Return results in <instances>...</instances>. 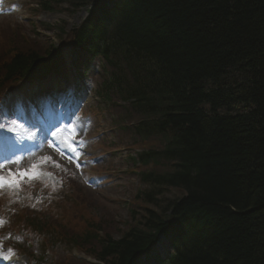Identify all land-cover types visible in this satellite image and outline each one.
I'll use <instances>...</instances> for the list:
<instances>
[{
	"label": "trees",
	"instance_id": "obj_1",
	"mask_svg": "<svg viewBox=\"0 0 264 264\" xmlns=\"http://www.w3.org/2000/svg\"><path fill=\"white\" fill-rule=\"evenodd\" d=\"M61 1L90 6L71 41L104 51L102 100L126 103L129 128L158 141L138 155L131 224L96 238L100 261L136 264L166 234L167 264H264V0L44 6ZM30 49L4 62L3 83L47 73L61 51Z\"/></svg>",
	"mask_w": 264,
	"mask_h": 264
},
{
	"label": "rangeland",
	"instance_id": "obj_2",
	"mask_svg": "<svg viewBox=\"0 0 264 264\" xmlns=\"http://www.w3.org/2000/svg\"><path fill=\"white\" fill-rule=\"evenodd\" d=\"M9 1L6 0L8 10L0 15V63L15 51L27 52L29 48L45 52L49 46H63L62 59L71 55L70 30L86 17V9L72 11L61 1L50 10L54 12H47L41 7L34 9L37 0H19L18 4ZM97 64L95 61L93 66L96 68ZM101 78V72L83 75L77 70L68 84L59 81L48 91L30 88V97L47 95V101L53 104L58 98L64 100L58 102L68 111L62 135L73 153L66 156L57 148L44 147L33 158L12 161L0 169V174L7 175L8 169L17 172L39 165L40 175L31 179L25 176L18 187L5 185L0 189V238H8L16 250L20 234L24 238L31 234L24 223V210L29 208L31 211L27 210V214L32 216L44 213L60 229L58 237L64 236L53 247L45 244L44 237H36L49 260L46 264H98L89 253L69 243L72 236L97 229L119 236L130 220L133 197L145 187L132 171L129 156H135L149 144L141 146L138 137L126 130L124 124H131L134 116L118 101L101 100L95 95ZM11 87L18 93L24 88L21 82ZM33 114H28L29 122L37 125ZM42 157H51V160L40 163ZM168 192L167 197H174L175 190ZM26 242L35 243L30 239ZM167 242L162 239L160 245L169 251ZM95 246L91 241L85 248ZM6 259L12 264H28L23 256L0 249V260Z\"/></svg>",
	"mask_w": 264,
	"mask_h": 264
},
{
	"label": "snow or ice",
	"instance_id": "obj_3",
	"mask_svg": "<svg viewBox=\"0 0 264 264\" xmlns=\"http://www.w3.org/2000/svg\"><path fill=\"white\" fill-rule=\"evenodd\" d=\"M49 160H51V157H42L40 163H45ZM2 168L3 164L0 163V169ZM38 168V164H33L30 169L23 171L17 170V172H13L11 169H8L7 175L0 174V189H2L5 185L9 187H18L19 183L23 180L25 176L31 179L40 175Z\"/></svg>",
	"mask_w": 264,
	"mask_h": 264
},
{
	"label": "bare ground",
	"instance_id": "obj_4",
	"mask_svg": "<svg viewBox=\"0 0 264 264\" xmlns=\"http://www.w3.org/2000/svg\"><path fill=\"white\" fill-rule=\"evenodd\" d=\"M107 5L108 9H111L112 8V4H111V1H105L103 5Z\"/></svg>",
	"mask_w": 264,
	"mask_h": 264
}]
</instances>
